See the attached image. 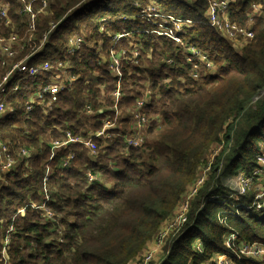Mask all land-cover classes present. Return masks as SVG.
<instances>
[{
	"label": "trees",
	"instance_id": "obj_1",
	"mask_svg": "<svg viewBox=\"0 0 264 264\" xmlns=\"http://www.w3.org/2000/svg\"><path fill=\"white\" fill-rule=\"evenodd\" d=\"M28 1L0 0L9 4L12 21L1 28L2 36L18 31L24 37L27 25L19 12ZM148 1L50 0L47 12L36 19L35 45L51 23L57 27L29 63L63 62L75 82L70 91L37 99L30 112L25 110L29 98L39 85L49 84L51 73L26 79L8 99L13 113L0 121V134L3 142L10 143L15 164L5 175L6 183H0V252L6 231L14 230L6 264L140 262L161 226L207 167L212 147L221 143L219 156L190 201L187 221L165 240L157 259L149 264H202L214 255L229 254L223 238L230 230L239 242L264 244V219L257 218L262 213L239 207L251 203V193L236 199L222 184L224 178L240 172L249 176L264 143V0H231L229 4L231 23L250 28L254 34L238 52L206 25L208 0L193 4L159 0L166 13L192 20L183 39L203 51L214 66L213 73L199 81L190 77L185 58L174 43L145 33L148 28L141 20L119 19L137 15L134 3ZM252 5L260 6L261 14L248 24L247 10ZM118 34L127 35L120 46L140 47L138 65L123 63L119 107L127 115L122 124H131L128 111L149 88L142 110L149 140L128 146L125 137L130 132L118 127L109 131L110 138L93 139L90 148L70 145L50 159L49 143L61 140L67 131L86 137L100 130L103 119L110 115L98 111L112 105L115 80L107 61L112 39ZM74 35L83 36L87 44L69 56L65 46ZM34 50L18 52L17 60ZM5 73L0 62V80ZM86 107L91 113H86ZM21 149L29 154L21 156ZM69 153L74 155L71 160ZM44 191L52 221L44 218L43 210L31 207L18 213L28 203L42 205ZM223 194L227 195L223 200L208 201ZM235 264L263 263L244 258Z\"/></svg>",
	"mask_w": 264,
	"mask_h": 264
},
{
	"label": "built area",
	"instance_id": "obj_2",
	"mask_svg": "<svg viewBox=\"0 0 264 264\" xmlns=\"http://www.w3.org/2000/svg\"><path fill=\"white\" fill-rule=\"evenodd\" d=\"M188 4H193L195 0H179ZM231 0H208L206 10V25L215 30L223 39L229 42L233 49L238 52L244 46H246L253 38L254 34L249 28H243L231 23L229 15V4ZM36 4V5H33ZM50 0H29L28 4L23 6L19 12L25 18L27 25V31L24 37H20L18 31L11 34L9 37H4L0 33V62L1 66L6 68V73L0 80V121L3 117L9 113H13V109L8 103L9 97L17 92L20 84L28 78H35L43 76V74L51 73L49 77L48 85H39V90L29 98L25 110L30 112L33 109V104L42 97L51 95L55 96L61 92H67L74 87L75 77H72L67 72L65 64L63 62H57L50 64L47 61H40L36 64H30L29 60L35 55L40 53L44 44L48 41L49 36L54 32L57 24L51 23L48 31L43 35L38 45H35L34 24L38 16L47 12L49 8ZM134 6L139 9V13L133 16H120V20L137 19L146 24L147 28L145 33L154 34L157 37H163L168 41L174 43L178 51H181L185 63L189 68V75L194 81H199L203 77L213 73V64L209 61L208 56L194 45H189L183 39L187 31L192 28V20L186 18L174 17L164 11L161 7L159 0H149L143 4L141 2H135ZM9 4L0 3V32L2 27H8L12 25V21L8 16ZM261 14V7L252 5L247 10L248 24H251L253 19ZM127 37L125 34L115 35L112 39V46L108 51L107 66L109 73L114 77L115 89L112 92V106L106 109L99 110V113L110 112V115L103 119L102 127L100 130L89 133L86 137L74 136L69 131L64 133L61 140L53 141L48 144L50 147L51 155L50 159L54 157L55 153L63 147L70 145H84L86 148H90L92 140L95 138H110L109 131H113L118 127L125 128L130 132L125 137L128 146H137L144 141V131L148 125L146 117L142 114L145 101L148 100V90L144 98L136 102L135 107L128 112L131 116V124L123 126V124L117 120L124 119L121 117L120 101L122 98V86L124 77V62L138 65L139 51L138 48H123L119 45V42ZM85 38L81 35L71 36L68 40L65 49L66 55H73L81 49L83 45H86ZM89 46V45H87ZM25 48L35 49L33 53H30L27 57L21 60L18 59V52L23 51ZM128 53L130 56H128ZM172 61L167 60L166 63L170 64ZM55 70V71H54ZM264 91L261 92V95ZM260 97V96H259ZM255 98L254 102L259 98ZM86 113H91L90 107H86ZM113 115V118L111 117ZM127 123V122H126ZM10 143L3 142L0 134V183L5 184V175L10 171H13L15 160L11 153ZM220 147L219 152H221ZM72 153V152H70ZM69 153V160L74 158L73 154ZM92 155L95 154L94 150H90ZM18 155V152L16 153ZM19 154L23 157L29 153L26 150L21 149ZM213 161L208 160L207 167L198 176L195 183L189 188L186 194L182 197L180 204L176 211L173 213L170 219H168L160 228L154 239L149 244V250L143 254V258L140 262L135 264H149L151 261L156 260L160 254V248L165 240L172 234L174 236L180 227L187 221V213L190 206L191 199L197 194L200 187L203 185L206 173L210 169V165ZM256 166L249 176H245L243 173L237 175L238 184L235 189H231V195L239 199L241 197L252 196L251 203L249 205H240L246 211L264 213V143L260 145L259 154L256 156ZM68 164V161L64 162V166ZM49 174V169L46 170L45 176ZM89 179H92V175L87 173ZM45 177V180H46ZM230 179V178H227ZM225 178L222 180L224 184ZM45 201L42 205L36 206L33 203H28L18 213H24L27 207H31L34 210H43V216L46 220L52 221L53 215L51 211L46 207L48 201V194L44 191ZM225 195H219L209 198L210 203H215L218 200L225 199ZM223 226L226 223L221 222ZM14 233L12 227L6 231V236L2 241V249L0 252L1 263H7V246L11 235ZM223 245L229 254H217L212 257L208 262L202 264H235V261L240 259H252L254 261L264 264V244L262 243H246L239 242L237 234L232 230L228 231L223 238ZM200 246V245H199ZM199 246H196V250L200 251Z\"/></svg>",
	"mask_w": 264,
	"mask_h": 264
},
{
	"label": "rangeland",
	"instance_id": "obj_3",
	"mask_svg": "<svg viewBox=\"0 0 264 264\" xmlns=\"http://www.w3.org/2000/svg\"><path fill=\"white\" fill-rule=\"evenodd\" d=\"M124 48V47H123ZM213 71H214V66H213ZM148 90V92H150V90H149V88L147 89ZM146 93V92H145ZM112 106V105H111ZM103 109V107L101 108V110ZM126 115H127V113H125V114H121V117H126ZM130 115V114H129ZM121 123H123L124 121H120ZM148 128H149V126L148 127H146L145 128V131H144V141L143 142H145V141H148L149 140V135L147 134V131H148ZM85 137V136H84ZM223 146V143H221V144H215L213 147H212V150H211V152L207 155V160H209V161H213V160H215V158L216 157H218L219 156V154H220V152H219V150H220V147H222ZM241 173V172H240ZM240 173H238L237 175H239ZM237 175H235V176H228V177H226L225 178V180H224V184L226 185V186H224L225 187V189L226 190H231V189H235L236 188V186H237V184H238V178H235V177H237ZM227 178H230V179H227ZM230 193V192H229ZM231 194V193H230ZM224 195V194H223ZM226 197H227V195H225ZM257 218L258 219H264V213H262V214H258L257 215Z\"/></svg>",
	"mask_w": 264,
	"mask_h": 264
},
{
	"label": "crops",
	"instance_id": "obj_4",
	"mask_svg": "<svg viewBox=\"0 0 264 264\" xmlns=\"http://www.w3.org/2000/svg\"><path fill=\"white\" fill-rule=\"evenodd\" d=\"M194 2H195V1H194ZM149 247H150V246L148 245V246H147V250H149Z\"/></svg>",
	"mask_w": 264,
	"mask_h": 264
}]
</instances>
